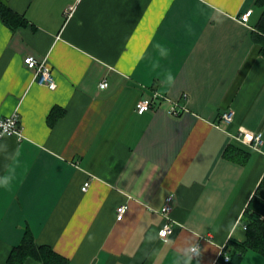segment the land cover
Returning <instances> with one entry per match:
<instances>
[{
    "label": "crops",
    "instance_id": "1",
    "mask_svg": "<svg viewBox=\"0 0 264 264\" xmlns=\"http://www.w3.org/2000/svg\"><path fill=\"white\" fill-rule=\"evenodd\" d=\"M5 3L26 25L0 19V118L16 112L21 125L20 139L0 140V264L27 230L68 264H226L264 175L257 0ZM27 56L46 59L54 90L35 82ZM144 99L153 105L139 114ZM227 110L232 122L217 127ZM240 129L262 133L259 149ZM239 264L264 257L248 251Z\"/></svg>",
    "mask_w": 264,
    "mask_h": 264
},
{
    "label": "trees",
    "instance_id": "2",
    "mask_svg": "<svg viewBox=\"0 0 264 264\" xmlns=\"http://www.w3.org/2000/svg\"><path fill=\"white\" fill-rule=\"evenodd\" d=\"M257 5L263 11L256 26V31L253 33V39L261 45V52L264 56V0H257ZM0 19L4 25L12 30L26 25V20L14 13L7 6L5 0H0ZM49 122L52 121L49 119ZM241 222L244 224L245 241L239 243L230 240L227 242L220 256L221 261H224L223 255H228L229 260L226 264H239L248 251L264 257V175L242 214ZM28 258L41 264H68L67 258L58 254L52 248L37 245L33 235L27 230L19 244L12 248L6 264H23Z\"/></svg>",
    "mask_w": 264,
    "mask_h": 264
},
{
    "label": "built area",
    "instance_id": "3",
    "mask_svg": "<svg viewBox=\"0 0 264 264\" xmlns=\"http://www.w3.org/2000/svg\"><path fill=\"white\" fill-rule=\"evenodd\" d=\"M74 7L69 6L65 10V13L71 14ZM251 10L247 11L243 15L240 16V20L242 23H246L251 15ZM24 65L32 70L33 72V79L39 85H43L51 90L56 88L55 79L52 75L51 68L48 65L46 59L37 60L32 56L24 57L23 59ZM108 86V82L103 80L99 83V88L104 89ZM153 105V99H144L140 100L136 104V112L142 114L151 110ZM182 107L178 105H173L171 108V114L179 115L181 112ZM234 117V113L231 110L223 111L219 114L217 118V127H220L221 124H227L232 122ZM5 136H12L20 139L21 137V125L19 116L16 112L12 113L11 115L0 118V140ZM237 140L252 146L254 149H259L260 145L262 144V133L261 132H253L248 131L245 129H240V132L237 136ZM88 187V183H84L82 190L85 191ZM173 202V197L169 196L165 202V205L161 208L160 212L164 218V222L162 228L159 231L160 238H166L172 232V225L171 219L169 217V213L171 210V204ZM127 211L126 205H119L115 209V219L117 221H121L124 217V214ZM189 255L191 257H198L200 255V249L198 245H193L189 248ZM224 262H228L229 257L227 254L223 255Z\"/></svg>",
    "mask_w": 264,
    "mask_h": 264
}]
</instances>
